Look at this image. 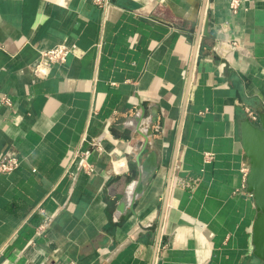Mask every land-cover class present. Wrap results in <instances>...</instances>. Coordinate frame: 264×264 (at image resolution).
Here are the masks:
<instances>
[{
  "label": "crops",
  "instance_id": "crops-1",
  "mask_svg": "<svg viewBox=\"0 0 264 264\" xmlns=\"http://www.w3.org/2000/svg\"><path fill=\"white\" fill-rule=\"evenodd\" d=\"M105 1L0 0V163L20 161L0 172V264H264L241 137L264 113V0ZM85 137L104 150L69 177ZM147 140L160 167L131 210Z\"/></svg>",
  "mask_w": 264,
  "mask_h": 264
},
{
  "label": "water",
  "instance_id": "water-1",
  "mask_svg": "<svg viewBox=\"0 0 264 264\" xmlns=\"http://www.w3.org/2000/svg\"><path fill=\"white\" fill-rule=\"evenodd\" d=\"M207 26L208 21L205 25V33ZM258 117L259 123L253 122L250 118L241 123V137L243 149L250 163L246 178L247 191L253 197L257 209L252 234L254 255L264 261V113H259ZM136 184L139 185V189L129 202L131 210L145 192V183L136 182Z\"/></svg>",
  "mask_w": 264,
  "mask_h": 264
},
{
  "label": "built area",
  "instance_id": "built-area-1",
  "mask_svg": "<svg viewBox=\"0 0 264 264\" xmlns=\"http://www.w3.org/2000/svg\"><path fill=\"white\" fill-rule=\"evenodd\" d=\"M96 3L99 5H105L107 2L105 0H96ZM242 0H232L231 9L234 12H237L241 6ZM75 45H59L52 49L42 51L40 53V61L37 67L35 68L34 74L37 77L43 78L49 74V69L55 65H64L67 62L68 57L75 51ZM250 119L253 122H257V117L252 112H248ZM88 148H85V147ZM102 152L103 146L96 139L88 140L86 137L83 139L82 146H80L73 157L71 166L67 171V176L74 177L75 172L72 170L73 167L78 165L82 171L86 173H93L96 170V166L91 162L92 151ZM211 157V155H207ZM20 166V161L17 157L13 155H7L3 161L0 163V172L11 173L17 170ZM249 166L244 167V174L247 178L249 173Z\"/></svg>",
  "mask_w": 264,
  "mask_h": 264
},
{
  "label": "flooded vegetation",
  "instance_id": "flooded-vegetation-1",
  "mask_svg": "<svg viewBox=\"0 0 264 264\" xmlns=\"http://www.w3.org/2000/svg\"><path fill=\"white\" fill-rule=\"evenodd\" d=\"M142 133L143 137H146L148 134L147 131ZM151 147L152 145L148 140L145 145L140 143L134 144L131 154L127 156V164L130 165L127 172L134 176L132 179L134 181L131 184V188H127L125 191L122 190V192H126L125 205H129L131 198L135 197L134 194H136V191L139 189V185L136 184V182L145 183L146 190L148 185L158 174L160 160L157 153L153 151ZM142 151H144L143 154Z\"/></svg>",
  "mask_w": 264,
  "mask_h": 264
}]
</instances>
